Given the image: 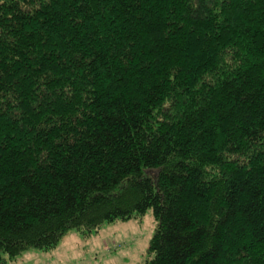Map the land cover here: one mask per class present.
I'll list each match as a JSON object with an SVG mask.
<instances>
[{"label": "trees", "instance_id": "obj_1", "mask_svg": "<svg viewBox=\"0 0 264 264\" xmlns=\"http://www.w3.org/2000/svg\"><path fill=\"white\" fill-rule=\"evenodd\" d=\"M148 209L144 264H264V0H0V264Z\"/></svg>", "mask_w": 264, "mask_h": 264}, {"label": "rangeland", "instance_id": "obj_2", "mask_svg": "<svg viewBox=\"0 0 264 264\" xmlns=\"http://www.w3.org/2000/svg\"><path fill=\"white\" fill-rule=\"evenodd\" d=\"M157 222L151 209L128 220L105 223L84 234L69 230L49 250L29 248L4 264H144Z\"/></svg>", "mask_w": 264, "mask_h": 264}]
</instances>
